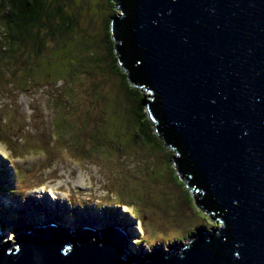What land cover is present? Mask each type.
<instances>
[{"label": "water", "instance_id": "obj_1", "mask_svg": "<svg viewBox=\"0 0 264 264\" xmlns=\"http://www.w3.org/2000/svg\"><path fill=\"white\" fill-rule=\"evenodd\" d=\"M113 1L118 63L221 227L149 254L117 227L33 226L0 237V264H264V0Z\"/></svg>", "mask_w": 264, "mask_h": 264}, {"label": "rangeland", "instance_id": "obj_2", "mask_svg": "<svg viewBox=\"0 0 264 264\" xmlns=\"http://www.w3.org/2000/svg\"><path fill=\"white\" fill-rule=\"evenodd\" d=\"M73 6L79 14L77 41L98 31L102 40V26L114 10L106 7L105 0H73ZM116 11L114 17H121L120 10ZM77 45L85 50L86 43ZM48 46V54L32 60L22 73L41 75L46 82L25 85L20 80L22 87L16 90L5 85L6 74L0 78V122L26 138L21 142L14 136L20 158L10 156L0 143L2 240L14 244L17 233L29 229L30 221L43 224L40 205L31 197L39 192L63 200L58 216L68 223L69 214L76 211L88 224L92 219L108 220L96 231L120 225L139 252H166L174 244L185 246L202 230L219 229L221 221L205 216L173 172L170 165H175L179 154L170 158L167 151L157 149L158 143L142 145L134 138L125 120L130 86L121 74L88 63L69 41H49ZM143 94L148 114L151 94L147 90ZM55 198H50L52 209ZM35 204L37 211L32 209ZM80 210L87 214L81 215ZM15 220L22 221L21 225ZM88 224L74 223V230ZM140 241L145 245L142 248Z\"/></svg>", "mask_w": 264, "mask_h": 264}, {"label": "trees", "instance_id": "obj_3", "mask_svg": "<svg viewBox=\"0 0 264 264\" xmlns=\"http://www.w3.org/2000/svg\"><path fill=\"white\" fill-rule=\"evenodd\" d=\"M105 1L108 4L106 7L114 10L115 15L117 11L114 1ZM112 17L105 20L102 26L104 35L102 40L100 39L101 31H98L95 35H90L89 38L80 37L77 41L78 37L75 35L77 36L80 30L77 26L79 14L74 10L73 0H0V78L6 74L7 83L5 85L10 88L13 85V89L16 90L22 87L20 80L24 81L25 85H34L33 81L36 83L46 82L41 75L33 77L25 76L22 73L25 69L28 70L27 67L32 60L35 62L40 55L45 57L48 54L49 41H52V44L69 41L79 57L87 59L88 63H92L98 68L105 67L110 73L115 71L120 73L121 80L129 83L130 87L125 97L128 104L125 120L133 130L134 138L139 139L142 145L154 146L158 143L157 149L167 151L172 158V154H178V152L175 148L167 146L156 132L145 111L144 91L129 82L125 70L118 63L114 49L115 43L110 30ZM78 43H86L85 50L79 49ZM118 69L120 70L118 71ZM124 126L127 130V126L125 124ZM12 130L13 127L7 122H0V143L4 145L10 156L20 158L17 155L21 153L19 152L20 147L17 145L19 136L12 133ZM14 136L18 138L14 139ZM19 140L25 142L26 138L20 137ZM170 166L193 197L190 189L177 173L175 165L171 164ZM17 191L19 190L15 192ZM2 192L5 193V190L2 189ZM200 210L202 209L200 208ZM205 216L207 215L205 214ZM142 242L140 241V243Z\"/></svg>", "mask_w": 264, "mask_h": 264}, {"label": "bare ground", "instance_id": "obj_4", "mask_svg": "<svg viewBox=\"0 0 264 264\" xmlns=\"http://www.w3.org/2000/svg\"><path fill=\"white\" fill-rule=\"evenodd\" d=\"M32 196H34V198H35V202H38V204L40 205L39 207H40V212H42L43 213V216L41 217V223H43V224H35V223H32L31 221L29 222V225H31V226H29V227H26V228H29V229H27V230H30V228L31 227H33V226H43V225H49V224H52V225H54V226H56L57 228H63V227H67V228H65V230H74L75 228H76V224L74 225V223H77V225L79 224H82V223H84V224H88L89 222H87L86 220H84V218L83 219H81V216L76 212V211H71V213L69 214V217H71L70 218V221H69V223H68V220L67 219H61L59 216H58V210H57V208H58V206H59V204H61L60 206L62 207V201L63 200H61V201H59L57 198H55V197H48L47 196V198H46V195H44V194H42V192H39L38 194H36V195H31V197ZM50 198H55L57 201H56V203H55V209H52L51 208V205L50 204H53L52 202H50ZM31 201H33V199L31 200ZM52 201H53V199H52ZM67 201V200H66ZM66 201L64 200V202L66 203ZM54 205V204H53ZM47 207V208H46ZM16 208V207H15ZM30 208H32V207H30ZM34 211H37V209H38V207H37V204H35V206L32 208ZM52 210V211H51ZM56 210H57V212H56ZM82 211V212H81ZM122 211H126L124 208L122 209ZM25 213H26V210L22 213L24 216H25ZM80 213H81V215H86L87 214V211H84V210H80ZM37 215V214H36ZM92 216V214L90 213L89 214V218ZM1 221V220H0ZM92 224H88V226H85V225H83V226H81L80 227V229L81 228H84V227H87V228H90V229H97V228H102V227H104V225H106L107 223H109L108 222V220L106 219V220H103V219H92ZM14 223L16 224V225H18V224H20L21 225V223H22V221H14ZM110 224H112V223H110ZM89 225H91V226H89ZM93 226H95L96 228H93ZM97 226H99V227H97ZM109 227H117V228H119V229H121L122 230V232L124 233V243H125V241L129 238V235H128V232L127 231H125L124 229H122L121 227H120V225L118 226V225H110ZM64 229V228H63ZM139 229H140V227H139ZM18 230V229H17ZM16 230V231H17ZM32 231V230H31ZM20 232V231H19ZM18 232V233H19ZM140 233H142V231H141V229H140V231H139ZM16 234V233H15ZM17 238V237H16ZM133 242H134V240H133ZM143 244H144V242H142V244H141V246L143 247Z\"/></svg>", "mask_w": 264, "mask_h": 264}, {"label": "clouds", "instance_id": "obj_5", "mask_svg": "<svg viewBox=\"0 0 264 264\" xmlns=\"http://www.w3.org/2000/svg\"><path fill=\"white\" fill-rule=\"evenodd\" d=\"M128 241H129V243L132 245V247L134 248V245L130 242V240H129V238H128ZM140 244H142V243H140ZM144 245V244H143ZM140 246V245H139ZM145 246V245H144ZM141 248H142V246H141ZM135 249V248H134Z\"/></svg>", "mask_w": 264, "mask_h": 264}]
</instances>
